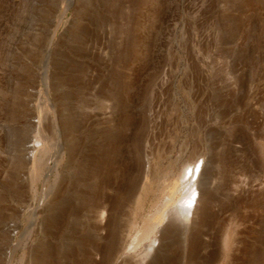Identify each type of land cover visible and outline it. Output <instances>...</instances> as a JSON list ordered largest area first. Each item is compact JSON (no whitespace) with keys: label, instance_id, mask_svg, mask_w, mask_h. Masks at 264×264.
<instances>
[{"label":"rangeland","instance_id":"374dc122","mask_svg":"<svg viewBox=\"0 0 264 264\" xmlns=\"http://www.w3.org/2000/svg\"><path fill=\"white\" fill-rule=\"evenodd\" d=\"M0 264H264V0H0Z\"/></svg>","mask_w":264,"mask_h":264},{"label":"bare ground","instance_id":"6f19581e","mask_svg":"<svg viewBox=\"0 0 264 264\" xmlns=\"http://www.w3.org/2000/svg\"><path fill=\"white\" fill-rule=\"evenodd\" d=\"M34 141L33 144H31V148H35L39 143ZM42 151L44 153H42ZM39 155L33 159L32 161V169H36V171H41L42 167L44 165V154L47 153V150H42ZM203 169L202 160L197 161V157L191 158L188 163L185 166V169L183 171L182 178L186 179L188 178L189 184L186 187V192L183 194V196L180 198L178 204L180 206V212L182 214V218L185 223H188L191 219H193V216L196 211V205H197V191L196 188H194L195 183L198 182V179L200 177L201 171ZM196 175V180L192 181L194 176ZM196 196V197H195ZM141 204V201L139 202ZM140 206V205H139ZM142 207V206H141ZM140 208V207H139ZM153 219L149 218L144 224V227L142 230L139 231V233L135 236L133 245L138 244L140 241H145L151 237V235L154 233V231L159 227L154 223L152 226H148L149 220ZM163 230V229H162ZM153 244H155V239L151 241ZM150 244L149 247L146 250L145 256H148L150 252H152L154 245Z\"/></svg>","mask_w":264,"mask_h":264}]
</instances>
